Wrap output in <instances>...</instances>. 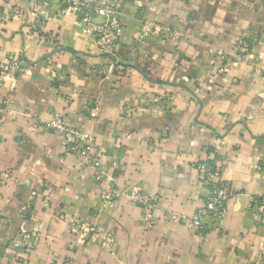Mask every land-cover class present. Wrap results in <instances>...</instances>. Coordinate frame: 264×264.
I'll use <instances>...</instances> for the list:
<instances>
[{
	"label": "crops",
	"instance_id": "1",
	"mask_svg": "<svg viewBox=\"0 0 264 264\" xmlns=\"http://www.w3.org/2000/svg\"><path fill=\"white\" fill-rule=\"evenodd\" d=\"M48 2L32 27L27 0H0V264H18L12 242L31 232L28 264H264V221L255 226L249 211L264 191V0H123L112 50ZM145 23L157 27L140 41ZM54 114L95 137L123 191L113 211L100 208L101 185L64 153L63 135L40 128ZM201 162L234 194L197 232L163 214L203 206ZM137 193L158 200L152 229L126 196ZM89 227L113 235L112 252L81 237Z\"/></svg>",
	"mask_w": 264,
	"mask_h": 264
},
{
	"label": "built area",
	"instance_id": "2",
	"mask_svg": "<svg viewBox=\"0 0 264 264\" xmlns=\"http://www.w3.org/2000/svg\"><path fill=\"white\" fill-rule=\"evenodd\" d=\"M123 0H60V13L65 14L72 11L76 17V26L84 38L101 42L106 50L114 49L122 35L121 11ZM49 6L48 0H27V13L34 27L39 13L42 9ZM97 19V21H96ZM156 25L145 23L141 26L138 39L146 40L150 37ZM174 39L179 38V33L171 32ZM264 47V38L262 40ZM248 52L246 42H238L234 47V53L237 56ZM11 67L15 71H20L21 66L18 61H12ZM264 73V66L261 68ZM85 110L92 119L98 117L97 107H86ZM4 114H10L8 111ZM25 117H31V114L23 113ZM42 130L61 133L64 140V153L71 154L87 168L91 169L94 179L101 185L99 193L100 208L103 211L111 212L116 207L117 198L123 194V191L116 184L111 175L102 167L98 145L95 137L90 133H84L79 130L68 127L60 114H54L49 121L40 123ZM198 179L209 186V196L202 207L196 210L190 216H184L173 212H165L163 219L172 223H182L189 230L203 231L207 220H218L224 213L225 206L233 196L234 192L229 190L224 184L216 181L219 176V170L209 172L206 163H197L195 166ZM5 177V176H4ZM32 194H35L34 192ZM129 201L141 212V219L146 229H152L155 225V211L158 208V200L153 195L148 194H126ZM28 206L22 207L21 211L26 212ZM249 211L252 222L255 226L264 221V191L258 196L249 198ZM71 230L77 228V221L74 218L67 219ZM80 235L86 239H95L100 242L103 248L113 251L115 240L111 233L99 230L95 227H89L81 230ZM38 241L36 233H24L13 240L12 245L19 253L16 255L18 264H28V258L25 253L32 247L34 242Z\"/></svg>",
	"mask_w": 264,
	"mask_h": 264
}]
</instances>
